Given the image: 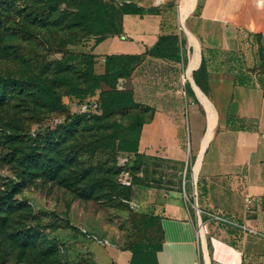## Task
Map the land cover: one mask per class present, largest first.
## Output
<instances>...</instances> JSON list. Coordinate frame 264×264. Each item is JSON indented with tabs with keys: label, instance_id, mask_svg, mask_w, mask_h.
Segmentation results:
<instances>
[{
	"label": "crops",
	"instance_id": "crops-1",
	"mask_svg": "<svg viewBox=\"0 0 264 264\" xmlns=\"http://www.w3.org/2000/svg\"><path fill=\"white\" fill-rule=\"evenodd\" d=\"M125 3L151 12L124 15L119 33L93 40L90 54L97 75L108 58H138L118 87L151 111L136 152L150 181L132 209L160 218L156 264H264V0ZM164 37L176 41L154 54ZM183 170L193 174L185 192L201 212L207 255L179 179H159ZM96 241L109 255L102 264H131L122 245Z\"/></svg>",
	"mask_w": 264,
	"mask_h": 264
},
{
	"label": "rangeland",
	"instance_id": "rangeland-1",
	"mask_svg": "<svg viewBox=\"0 0 264 264\" xmlns=\"http://www.w3.org/2000/svg\"><path fill=\"white\" fill-rule=\"evenodd\" d=\"M128 1L134 0H77L91 3L93 16L105 21V30L90 22L76 25L69 16L76 9L68 4L51 14L47 27L39 29L37 38L12 37L3 30L0 74L25 79L40 77L62 94L66 87L60 83L61 78L87 87L90 43L111 32L131 6L125 5ZM3 8L7 10V26L27 20L31 10L19 11L20 2L1 5ZM175 20L182 26V10ZM63 101L65 109L51 111L24 93L0 104L2 130L23 136L0 144V199L16 186L20 189L10 203H0V264H102L101 259L105 257L107 263L109 255L102 253L105 249L97 238L112 239L115 245L133 239L135 226L129 208L132 201L126 191L138 195L140 189H134V184L142 175L134 169L133 155L120 152V137H112L115 133L121 136L123 129L132 130L137 119L148 117L149 111L128 109L107 117L99 109L98 97L82 102L65 96ZM73 116H82V120L69 130ZM55 131L62 136L49 144L44 136ZM32 148L38 157L29 162L25 153ZM159 175L163 181L179 179L180 191L199 223V207L189 201L185 192V184L193 174L183 170ZM147 194L148 190H144L143 195ZM67 222L71 228L66 227ZM206 246L205 238L201 239L202 252L207 255ZM94 251L100 254L99 262Z\"/></svg>",
	"mask_w": 264,
	"mask_h": 264
},
{
	"label": "trees",
	"instance_id": "trees-1",
	"mask_svg": "<svg viewBox=\"0 0 264 264\" xmlns=\"http://www.w3.org/2000/svg\"><path fill=\"white\" fill-rule=\"evenodd\" d=\"M0 2H2L0 4V34H3V30H5L8 35L12 37H20L28 40L37 38L39 35V29L47 27L51 14L63 4H68L76 9V12H69V16H72L73 19H75L76 25L79 26L90 22L99 25L104 30L107 29L105 21L102 18L93 16V9L89 2L83 3L77 2V0H0ZM18 2L21 3V8L19 9L21 12H25L31 8L27 14L28 19L18 25H4L6 23L4 22V18H6L5 12H7V10H4V8L1 9V5H3V7L6 5L11 6ZM125 5L131 6H128L129 8L127 7L128 10L121 15L118 23L116 22V25L113 26L111 32L107 35H105V33L100 36V39L97 40V42L118 34L119 25L124 15L151 12V10H146L138 6L136 3H127ZM175 41L176 38L174 37L162 38L160 45L155 49L154 54L157 55L159 50L165 47V44L170 42L174 44ZM168 46L171 45L168 44ZM89 57L90 62L88 73L90 84L87 87H80L68 78H61L60 83L66 87V92L64 94L58 91L46 79L40 77H28L25 79L10 73L0 74V104L3 105L13 98L28 93L34 99L36 104L47 107L51 111L66 108L63 101L65 96L78 98L82 102L89 98L98 97L99 109L107 117L120 114L128 109L147 110L149 111V116L137 119L132 130H129L128 132L123 129L121 136H119L118 133H115L112 137L113 140H118L120 137V152L122 155H133L134 161L132 163L134 169L137 174H141L142 161L141 158L136 156L139 146L138 132L143 123L151 117V111L149 108L136 103L131 91L119 90L118 87L121 80L127 79L130 76L133 69L132 64H134L138 58H108L106 73L104 75H97L94 71V56L90 54ZM81 120L82 116H73V118L70 119L69 130H74L75 126ZM2 129L3 127L0 125V144L12 143L23 137L16 133L5 134ZM61 136L62 134H58L56 131L50 132L44 136V140L49 144H53L58 142ZM37 157L38 155L35 152V148H32L25 153L26 161L34 162ZM132 178L134 182L136 177L133 176ZM139 179L141 180H136L134 189L144 185L147 181H150L149 174H146L145 172L143 173L142 178L140 177ZM19 190V186H16L10 194L1 198L0 203L2 206L5 203H10ZM126 193L131 197V201L133 202L137 195L136 192L127 190ZM129 208L133 215L135 231L132 236L133 239L126 241L121 246V249L132 252L133 258L131 264H156V252L161 250L162 241L164 240L160 218L155 215L138 214L132 209V205H130ZM66 227L71 228L72 225L67 222Z\"/></svg>",
	"mask_w": 264,
	"mask_h": 264
},
{
	"label": "built area",
	"instance_id": "built-area-1",
	"mask_svg": "<svg viewBox=\"0 0 264 264\" xmlns=\"http://www.w3.org/2000/svg\"><path fill=\"white\" fill-rule=\"evenodd\" d=\"M130 177H126V181H129ZM246 201L248 204L252 203L251 197L247 196ZM203 238V225L201 222H199V235H198V245L201 247V239Z\"/></svg>",
	"mask_w": 264,
	"mask_h": 264
}]
</instances>
